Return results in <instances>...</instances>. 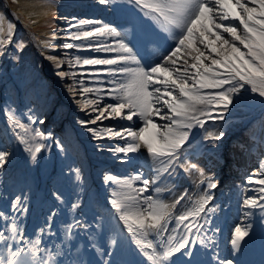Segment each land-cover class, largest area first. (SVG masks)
<instances>
[{"label": "snow or ice", "instance_id": "obj_1", "mask_svg": "<svg viewBox=\"0 0 264 264\" xmlns=\"http://www.w3.org/2000/svg\"><path fill=\"white\" fill-rule=\"evenodd\" d=\"M48 2L51 10L46 15L51 16L53 30L41 44L52 52L65 53L63 58H45L61 81H71L65 91L85 116L77 117L76 123L95 142L97 152H108L121 163H130L131 156L145 150L158 165L150 178H145L142 171L123 177L105 172L102 177L103 183L116 186L107 204L119 225L117 237L125 234L142 258L128 264H176L177 254L191 258L197 245L210 254L209 264H235L233 259L220 255L216 240L221 228L213 223L216 207L211 202L219 181L192 162L185 149L202 131V140L218 150L227 133L223 127L209 130L206 124L223 123L242 97L258 99L264 105V0H126L175 42L163 62L151 65H145L138 49L126 41L127 33L110 23L61 17L66 27L58 29L54 23L58 18L55 0ZM97 2L108 5L113 0ZM4 19L0 16V58L19 61L27 44L23 40L14 42L15 25L11 22L5 33ZM57 40L64 42L56 45ZM10 45L14 47L12 52L8 51ZM69 50H74L73 54ZM82 52L103 55H80ZM65 65L68 70H64ZM101 76L106 79H99ZM3 110L17 143L23 145L33 163L50 150L47 140H53L61 153L65 151L52 131L45 133L33 127L46 122L34 109L18 114L6 104ZM22 115L28 123L22 122ZM134 120L140 122L139 127L132 126ZM104 121H127L129 126H104ZM105 140L114 143L106 146ZM11 155L0 146V170L9 163ZM72 171L76 181H82L81 170ZM179 172L198 174L203 190L192 199L186 189L167 203L161 196L172 189L161 185L172 181ZM257 175L264 176V160L259 173L246 177L249 185L258 188L250 189L255 195L242 197L244 219L230 233L233 253L239 251L241 242L250 234L253 225L247 219L254 210H259L264 218V178L257 179ZM136 184L140 186L134 187ZM51 195L64 203L62 193ZM185 201L179 214H174L173 210ZM81 207L79 198L70 204L71 210ZM28 211V196L24 194L10 200L8 212L0 209V264H64L52 252L40 258L48 250L44 235H57L53 226L58 212L52 210L44 226L34 231V238H29L22 223ZM93 220L95 223L73 218L64 228L63 239L71 240L80 230L88 233L92 241L91 233L104 227L99 216H93ZM117 237L111 238L109 249H116L121 243ZM91 247L100 257L95 264H113L111 250L104 251L95 242ZM64 255L71 264V250ZM183 264L194 262L186 259Z\"/></svg>", "mask_w": 264, "mask_h": 264}, {"label": "rangeland", "instance_id": "obj_2", "mask_svg": "<svg viewBox=\"0 0 264 264\" xmlns=\"http://www.w3.org/2000/svg\"><path fill=\"white\" fill-rule=\"evenodd\" d=\"M81 1H83V0H81ZM48 3H49L48 0H0V16H3L5 18L3 21V27H4V31L6 33L8 31V25L10 22L9 19H11V17H13L16 27L18 26V24L16 23L17 19L14 17L15 16L14 13L16 14L18 19L21 20V23L26 28L29 29L28 31L30 32V34H27V37H28V39H30V41H31V43H33V45L37 46L35 52L41 58V62L44 61L43 71L46 72L48 69V70H50L51 73H54L52 63L49 61L50 65L47 64L45 56L50 55V53L52 55H55V52H52L49 49H45L43 47L38 46L36 44L35 34H34L35 30L39 31V32L44 31V29H42V28H37L38 26L44 27V28L47 27L46 28L47 32L50 31L49 26H47V24L50 25L51 21H50L49 17L46 16V13H49L51 10ZM6 4L8 5V8L10 10V14H12L14 16H8L7 15L8 13H7ZM72 17H76L77 19H84L83 17H77V16H72ZM58 18H59V16H58ZM70 18L71 17H69V19ZM61 21H63V23ZM12 22H13V20H12ZM60 22L61 23L58 24L56 27L58 29L65 28L66 27V21L60 20ZM16 30L17 29L15 28L14 31H16ZM19 35H20V33H19ZM61 35H62V33H61ZM17 39H19V38H17ZM20 39L26 43L27 38H20ZM63 42H64L63 40H59V45L62 44ZM41 46H42V44H41ZM40 50H45V52H44L45 56L41 54ZM8 51L12 52V51H14V49H9ZM49 51H50V53H49ZM73 52H74V50H69V54H73ZM56 53L58 54L57 56L60 58H63L64 54H65L62 50L56 51ZM22 61H23V59L20 58L18 62L21 63ZM11 62L15 63L16 61L9 59V58H0V63L5 64L7 66V69H8L9 63H11ZM34 66H35V64H33V63L30 64V69H32ZM64 70H68L66 65L64 66ZM14 71H18V65L14 67ZM43 71H41V74H43ZM2 72H3V70H2ZM25 73L28 74V71L26 70ZM53 80H54V82L47 80L46 84H45V87H47L48 91L50 90V87L52 88L49 96L46 95L49 93L47 91L45 92V90L44 91H36L30 98H27L26 101L22 100V95H20L19 97L16 98L15 102H12L7 97L8 90L6 88V83L8 80L6 81V79H4V78H2L0 80V91H1V89H4L2 91L6 95V100L0 101V146L6 147L12 153L9 163L14 162V161H23L27 157V153L23 151V145L17 143L15 136L12 133V130L9 128V126L7 124L5 112L3 110L4 105H6V103H7V100H8L9 106L11 105V103H13V106H10V107L15 108L18 111V114H26L27 109L32 108L35 110L36 115L41 116L42 118L45 119V121L49 120L48 121L49 122L48 123V129L46 132H48V131L53 132V129L56 128L59 125V123L61 122L62 113H64L67 110V106H65L61 102H58V105H60V107H61L60 110L56 109L57 104H55V106L53 108V102L56 100V97H57V100H58V98H61L62 101H66L70 106L73 105L74 111L79 112L77 110V106H76L75 102L70 98V96L65 91L66 85L68 83H71V81L70 80L61 81V79L57 76H55V78ZM24 90L25 89H23V91ZM51 101H52V103H51ZM79 113H81V112H79ZM81 114H83V113H81ZM69 115H71V112H69ZM74 116H76V115H74ZM78 117L84 118L83 116H78ZM22 122L28 123L26 116H24V115H22ZM38 124L39 123L33 125V127H36ZM104 124H105L104 126H107L106 121H104ZM38 128H40V127L38 126ZM18 131H21L22 135L24 134L22 130H18ZM53 135L56 139H59L62 141V143L64 144L65 149H66L65 139H64V137L60 136V132L56 130L55 134H53ZM77 135L81 138L79 132H76L75 130H72V129H70L69 131H67L65 133L68 145L70 147L76 146L78 144ZM50 141L53 142V140H50ZM84 141L85 140H82L80 143H83ZM86 146L90 149L88 144H86ZM56 149H57V147L55 146V144H53V146H51V149L48 152V157H47L46 161H44L43 166L40 167L41 171L48 172L52 168L53 164H55V157L57 154H60V156L63 157V153H61L58 149H57L58 150V152H57ZM58 162H59V160L57 161V163ZM24 168L25 169H32V171H35V169H38V163H36L34 165L30 164V166H28L25 163Z\"/></svg>", "mask_w": 264, "mask_h": 264}, {"label": "bare ground", "instance_id": "obj_3", "mask_svg": "<svg viewBox=\"0 0 264 264\" xmlns=\"http://www.w3.org/2000/svg\"><path fill=\"white\" fill-rule=\"evenodd\" d=\"M89 14H95L94 11H88ZM97 17H100L99 14L97 15ZM59 156V155H58ZM15 169L18 170L19 172H21L22 170V165L19 162H15L12 163V165L10 166V168L6 169V172L4 174L3 178V182L4 184H2V181L0 179V209L4 210L5 212L9 211V202L11 199L14 198L15 195H20V194H26L25 193V189L26 186L25 184L28 183V186H32L33 184H36L37 182L40 181V172H38L35 175L30 176L29 180L23 184L20 183L21 178L18 179L17 182H15V184H13V182L9 179H11L12 177H17L15 174ZM8 177V178H6ZM18 178V177H17ZM24 179H26V177L24 176ZM6 184V191H5V185ZM177 214H179V212H177ZM24 219V218H23ZM56 233H58V231H55ZM112 231H109L105 228H102L96 232L93 233V236L95 238V240L97 242L96 245L97 247H100L102 250L104 251H108L111 250L113 252V255L111 256V260L113 262V264H120L117 260L119 258V253H120V249L117 247L116 249H109V243L111 238H103L106 237L107 235H109V233ZM225 231L223 229H221V232L218 234V237L224 235ZM29 238H34L33 235L27 236ZM64 235H59L57 238L48 241L47 246H48V250L47 252H44L41 254L40 258H46L48 252H52L55 255L56 260H63L64 264H69L68 261V257L66 255H64L68 250H71V254H72V260H71V264H81L80 262V253L78 252V242L76 241V238L73 236V238L71 240H65L63 239ZM113 238V237H112ZM105 242H103V240H106ZM59 247H56V246ZM204 250V249H203ZM222 257H225V255H221ZM105 259H108L107 256L104 257Z\"/></svg>", "mask_w": 264, "mask_h": 264}]
</instances>
